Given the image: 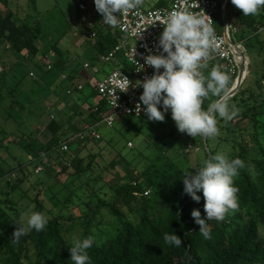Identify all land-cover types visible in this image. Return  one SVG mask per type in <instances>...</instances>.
<instances>
[{
    "label": "trees",
    "instance_id": "16d2710c",
    "mask_svg": "<svg viewBox=\"0 0 264 264\" xmlns=\"http://www.w3.org/2000/svg\"><path fill=\"white\" fill-rule=\"evenodd\" d=\"M0 2L7 8V0ZM164 5L165 0H159L156 7ZM90 10L91 18L82 15L78 22L84 20L86 24L91 23L88 29L94 30L97 37L88 49H92V54L96 52L103 57L117 44V31L103 21L102 25H99L102 16L96 11L94 0L91 2ZM237 16L240 28L253 30L251 36L242 37L240 41H246L247 47L250 45L254 47L250 39L255 38L258 29L264 27L262 26L264 8L258 15L243 16L242 12H239ZM81 30L83 28H79L78 32L81 33ZM41 33V26L38 23H30L18 17L14 11L7 10L5 14H0V44H4L5 49H10L15 58L8 71H0V104L6 98H11L9 109L15 107L14 112L22 116L26 110L29 115L33 114L31 103L35 100V105L37 102L42 103L39 96L36 98L32 96L33 100L29 98L28 95L32 92L40 91L45 99L49 93H55L54 89L51 91L50 88L54 86L56 78L50 79L48 89L42 83L34 81L32 85L23 86L25 77L37 79L30 71L33 67L29 65L32 60L37 59L39 53L50 58L51 68H45L46 71L57 69L59 74L66 72L68 80L77 75V64L71 65L70 62H74L71 57L63 58L57 43L47 44L46 50L41 53ZM216 66H219V63L208 66L204 74L207 76ZM236 75L237 73L230 77L229 85L233 83ZM254 83V88L247 86L242 89L240 86L231 101L229 99V105L237 100L234 105L239 109V113L235 119L223 125L229 134L225 139V143L230 144L228 158H240L245 163V167L239 169L238 175L234 178V186L239 189L237 193L239 208L234 212L230 210L223 221H206L211 230V239L207 240L200 234L199 225L191 216L193 209L199 210L202 218L206 216L203 193H197L201 197L198 203L192 200L183 192L184 168L175 164L169 169L159 168L155 164L161 158L166 160L164 154L168 144L165 139L171 132L166 133L159 128L153 130L149 137L151 149H154L156 154L153 159L149 158V163L142 160L143 167L136 170V173L130 160L119 153L115 155V159L108 164L112 171L116 170L118 165L123 167L124 177L114 188L103 183L102 175L94 171L95 156H90L89 153L74 154L71 149L67 151L61 149V142L74 135L79 129L68 123L65 124L66 122L60 123L55 116L50 115L45 122L36 121L38 131L47 129L50 134L46 141L39 143L40 145L29 136H22L13 141L23 146V150L30 155V162H36L35 169L42 165L41 171H43L44 167L49 166L44 162L45 158H51L61 164L60 173L66 176L64 185H67V182L80 181L82 187L87 188L88 201L85 202V208L72 220L81 227L80 239L94 237L92 247L87 250L90 257L89 264H264V142H262L264 138H261L264 136V122L260 120L264 116V75ZM238 93L239 97H237ZM95 106L98 107V112L93 111ZM95 106L87 110L89 125L99 124L100 113H105L107 110L102 101H98ZM11 114L8 113V119L14 117ZM238 118L240 122L245 123L243 127L240 124L237 128L231 127ZM219 120L222 121L221 118ZM88 137H84L87 146L91 141L99 138V136ZM204 143L210 156H213L215 151L210 149L208 138ZM54 153L56 155L52 157ZM23 166L0 172V179L6 176V183L9 185L13 172L16 170V172H26ZM31 172H27V176ZM22 181V177L14 179L11 189ZM117 181L113 180L112 183L116 184ZM107 189L108 191H105ZM75 194L76 191L70 193L68 199ZM34 200L35 211L45 215V204L40 191L36 192ZM103 208L113 218L112 223L106 226L113 228L110 234H107L108 232L101 228V223L96 220L102 216ZM19 218V213L14 212L10 216L0 208V264H73L70 260L72 241L63 236V225L59 216L47 217L48 223L43 231L37 232L33 229L22 236L18 243H13L7 233L12 225L14 229L18 227L14 223ZM93 227L96 229L95 234L92 232ZM98 228L101 230L97 231ZM164 233L180 236L182 245L176 247L166 244L163 239Z\"/></svg>",
    "mask_w": 264,
    "mask_h": 264
},
{
    "label": "rangeland",
    "instance_id": "374dc122",
    "mask_svg": "<svg viewBox=\"0 0 264 264\" xmlns=\"http://www.w3.org/2000/svg\"><path fill=\"white\" fill-rule=\"evenodd\" d=\"M7 1V10L14 11L18 17H22V19H26L30 23H38L41 26V53L46 50L47 44L57 43V48L62 53L63 58L71 57L73 58L72 60H74V62H70L71 65L72 63L77 64V75H75L73 79L68 80L65 75L66 72L59 74L57 69L46 71L47 60L40 54V57H37V59L35 58L34 61L32 60L29 65V67H33L30 71L36 75L35 78L37 79L25 77L23 86L38 82L45 85L48 89L50 87V79L56 78L54 86L50 88L51 91L54 89L55 93H49L47 99H45V96L38 90L28 95L32 100V96H34V98L39 96V100H42L41 104L37 102L35 105L36 100L34 103H31L33 106V114L31 115L28 114V110H26V113L22 116L18 112H14L15 110L13 108L15 107L9 109L11 98H6L2 101V104H0V172H4L9 168L18 169L23 165L26 170L25 173H21L20 171L16 172L17 170L13 172L11 174L12 180L9 185L6 183V176L0 179V208L6 211L10 216L13 215L14 212L21 215V213L35 211L34 197L36 192L40 191L41 198L44 200L45 204V216H59L63 225V236L67 240L73 242V237L80 238L81 227L72 219L80 215V212L85 208V202L88 201L87 188L85 186L82 187L80 181H74L73 183L67 182V185H64L66 176L60 173L61 164H59V162H54L51 158H45L44 162L49 166H46V168L44 167L43 171H41L42 165H39L35 169L36 162H30V155L23 150L21 144L19 145L15 141L22 136L34 138L35 143L38 145H40V142L46 141L50 134L47 129L38 131L36 121L40 123L45 122L50 115L55 116L60 123L66 122L65 124L68 123L71 126L73 125V127L77 129L83 124H88L90 119L86 116L88 113L87 110L95 106L98 102L95 84L110 73L116 66L122 67L128 74H130L131 68L126 62H105L101 55L96 52L92 54V49H88V46L93 45L96 38L89 39L87 34L89 32L88 23L86 24L84 20L78 22L80 21L79 18L86 14V11L79 10L74 0ZM86 1L89 2V0ZM158 1L159 0H143L142 5L139 7L143 9L153 8L156 7ZM217 1L219 4L223 5L225 0ZM167 3L168 2L165 0V5ZM239 12H241V10H238L230 1L227 10V22H229L233 28L231 37L234 42H242L243 47H246L245 50L247 55L245 58L243 56L240 57V54L237 53L240 61L242 62V59L244 60V63H240V69L243 70L244 75L242 82L244 81V83L242 86L240 84L239 87L241 86V88L244 89L247 86H252L254 88V82L257 79H261V76L264 75V27H261L255 38L250 39L251 42L254 43V47L251 45L247 47L245 45L246 41L240 40L242 37L246 38L251 36L253 30L239 27V19L237 16ZM5 13L6 9L0 2V14ZM223 23V11L218 10L215 15V29L218 32L223 31ZM77 26L78 28L80 27V29L83 28V30L76 36L75 29ZM262 26H264V19H262ZM117 35L118 44L121 42V36L118 31ZM4 47V44H0L1 72L8 71V67L15 62V58L11 54L12 51ZM53 52L55 53V51ZM253 54H255L254 58ZM39 58L42 60L40 61ZM85 62L90 65L89 68L83 67ZM213 64L215 63L208 64V66ZM93 66L98 68L97 73L92 72L91 68ZM13 80L15 81L16 78ZM235 80H237V78L233 80V83ZM8 82H11L9 76ZM232 84L229 85V88ZM78 86L81 88L79 89ZM239 96L240 94L238 93L237 97ZM217 98L218 97L213 96L205 100L204 107L207 108L208 104L215 101ZM231 98L232 97L229 98L230 101ZM26 99L28 98L26 97ZM236 101L237 100L231 102L230 105H233ZM110 112V109H107L104 116ZM8 113H12L11 115L14 117L8 119ZM219 119L218 117L220 134L214 138H208V144L210 149L215 151V154L223 153L227 156V153L230 151V144L225 143V139L229 134L227 133L226 127H223L225 121ZM260 120L264 122V116H262ZM239 122L240 118L234 120L231 124L233 126L231 127L237 128L239 124L243 127L245 123ZM156 128L162 129L166 133L171 132L165 139V142L168 144V148L165 150L164 154L166 160L165 158H161L158 163H155L157 167L169 169L175 164L181 168L188 169V171L195 172L194 168L203 166L204 161L207 160V158H211L204 143L206 138L201 136L193 138L186 133H180L177 130L175 122L171 118L170 110L165 113L164 122L149 121L147 116L137 118L134 116L117 115L112 127H108L105 123L98 124L96 131L99 138L95 141H91L89 146H87L86 140L76 142V144H72L70 151H73L74 154L79 153L81 155H86L89 153L90 156H95L93 158L94 171L102 175L103 183L114 188L118 185V182L123 180L124 171L123 167L120 165L117 166L116 170L112 171L108 163L114 160L115 155L119 153L127 160H130L134 173H136V170H140L143 167L141 166V164H143L142 160H146V162L149 163V160L153 159L152 157L156 154L155 150L151 149V138L149 137ZM261 138H264V136H261ZM262 142H264V139H262ZM133 154L140 155L134 156ZM55 155L54 153L52 157ZM55 159L59 160L58 158ZM161 163L163 166H161ZM29 171L32 172L27 176V172ZM21 177L23 181L18 186L11 189L14 179ZM113 180L118 181L116 184H113ZM100 184L102 185V182ZM80 186L82 188L78 189ZM75 191L76 194L68 199L69 194ZM105 191H108V189ZM101 213L102 216L98 217L96 220L101 223V228H104L106 233L108 232L107 234H110L113 228L106 226L112 223L113 218L104 208L101 210ZM98 230L101 229L98 228L97 231ZM14 231L15 229L12 225L7 233L10 240L13 239ZM92 232H96L95 227H93Z\"/></svg>",
    "mask_w": 264,
    "mask_h": 264
},
{
    "label": "clouds",
    "instance_id": "9594fccd",
    "mask_svg": "<svg viewBox=\"0 0 264 264\" xmlns=\"http://www.w3.org/2000/svg\"><path fill=\"white\" fill-rule=\"evenodd\" d=\"M142 3L143 0H94L96 11L103 17L102 21L111 27L119 25L120 15L137 9ZM231 3L241 10L243 16L258 15L264 8V0H231ZM215 41L214 29L205 17L198 18L186 13L169 15L159 38L162 51L160 54L144 56L145 64L154 69V74L138 81L136 85L143 88L139 100L144 106L141 109V103H138L136 113L143 110L149 121L164 122L165 113L170 110L180 133L193 138L218 136L217 116L225 122L232 121L238 116L239 109L234 104L229 105V75L218 66L213 67L207 76L204 74L208 60L216 50ZM213 96L218 99L205 108V100ZM243 167L245 163L242 159H229L225 154L217 153L205 160L203 166L194 168V173L184 170V194L198 203L201 197L197 193H203L206 216L202 218L197 209L192 210L191 216L206 240L211 239V230L206 221H223L230 210H238L239 189L234 186V178ZM47 223L48 218L41 212L21 213L19 220L14 223L18 227L11 241L18 243L22 236L33 229L43 231ZM163 239L166 244L176 247L183 243L176 234L164 233ZM93 243L92 236L84 239L73 237L70 247L73 264H89L87 250Z\"/></svg>",
    "mask_w": 264,
    "mask_h": 264
},
{
    "label": "built area",
    "instance_id": "2783aa9c",
    "mask_svg": "<svg viewBox=\"0 0 264 264\" xmlns=\"http://www.w3.org/2000/svg\"><path fill=\"white\" fill-rule=\"evenodd\" d=\"M167 5L161 7H153L143 9L138 7L126 14L120 15L119 25L113 27L120 36L121 42L114 45L107 55L103 56L105 62L122 61L126 62L130 68V74L126 73L120 66H116L110 73L103 77L95 84V91L98 96V101L105 104L106 109H110V113H100V123H105L108 127L113 126L114 119L117 115L144 117L146 114L143 110L136 113V105L141 103L139 100L143 92L142 87H137L138 81H142L145 77H150L154 74V69L147 66L144 62V56L148 54H160L162 51L159 48V38L164 31V22L169 15L173 13H186L196 17H205L206 22L214 29L216 38V50L212 52L208 64L219 63L221 71L227 73L229 77L239 72V63L236 59L235 53L238 49L240 55L246 58V50L242 42H234L232 40V26L227 22L222 32L215 29V15L220 8L217 0H166ZM79 10L87 11L89 4L83 0H75ZM209 16L207 18L205 16ZM101 17L99 25H102ZM89 26L91 25L88 22ZM261 29V28H260ZM258 29V30H260ZM142 35V36H141ZM141 36V37H140ZM89 39L97 37L96 32L89 31ZM136 53V55H135ZM166 55V54H165ZM47 60V69L51 68L49 63L50 58L44 57ZM244 63V62H243ZM143 66V69H142ZM84 68H89L88 63L83 64ZM93 73L98 72V68H91ZM163 71V69H161ZM32 74V73H31ZM128 78V80L125 77ZM80 89L81 87L78 86ZM127 91V92H126ZM230 98V97H229ZM141 103V109H143ZM94 112H98L97 106L93 108ZM161 111L163 108L161 106ZM98 124L89 125L83 124L79 131L61 142V149L63 151L70 150L72 144L84 141L85 136L98 137L96 126Z\"/></svg>",
    "mask_w": 264,
    "mask_h": 264
},
{
    "label": "water",
    "instance_id": "95a60500",
    "mask_svg": "<svg viewBox=\"0 0 264 264\" xmlns=\"http://www.w3.org/2000/svg\"><path fill=\"white\" fill-rule=\"evenodd\" d=\"M231 0H225L223 5H222V11H223V16H224V26L227 25V10H228V6ZM243 79V70L240 69L237 75V80H236V84L233 85V87L230 88L229 90V97H232L236 91L238 90L239 85L241 84Z\"/></svg>",
    "mask_w": 264,
    "mask_h": 264
},
{
    "label": "crops",
    "instance_id": "0c3cea01",
    "mask_svg": "<svg viewBox=\"0 0 264 264\" xmlns=\"http://www.w3.org/2000/svg\"><path fill=\"white\" fill-rule=\"evenodd\" d=\"M74 1H75V0H74ZM83 1L87 2L86 0H83ZM92 1H93V0H89V2H87V3H89V9H88L89 11L87 10V11H86V14L84 13V14H85L84 17H86V18L89 17V19L91 18V15H92V12H91V10H90V5H91V2H92ZM155 4H156V3H155ZM166 5H167V4H166ZM153 6H154V5H153ZM153 6H152V7H153ZM4 8H5L6 11H7V8H6L5 6H4ZM141 8H142V7H141ZM89 13H90V14H89ZM94 14H95V12H94ZM2 15H3V14H2ZM89 19H88V20H89ZM87 23H88V22H87ZM79 28H80V27H79ZM79 28H78V26H77L76 29H75V31H76V34H75V35H76V36H77V34L79 35V32H78V29H79ZM258 31H259V30H258ZM87 34H89V33H87ZM42 55H43V54H41V56H42ZM38 57H40V53H39ZM42 57H44V56H42ZM85 63H86V62H85Z\"/></svg>",
    "mask_w": 264,
    "mask_h": 264
},
{
    "label": "bare ground",
    "instance_id": "6f19581e",
    "mask_svg": "<svg viewBox=\"0 0 264 264\" xmlns=\"http://www.w3.org/2000/svg\"><path fill=\"white\" fill-rule=\"evenodd\" d=\"M239 50H241V49H238V50H237V53L240 54ZM237 53H235V56H236V59H238L237 61H238L239 66H240V63L244 62V60L242 59V62H241V61H240V58H239V56H238ZM240 57H242V56L240 55ZM246 57H247V56H246ZM239 69H240V68H239ZM245 79H246V78H245ZM242 83H243V82H242ZM242 83H241V84H242ZM234 84H236V80H235L234 83L231 85V87H233ZM231 87H230V88H231ZM230 88H229V90H230ZM238 88H239V87H238Z\"/></svg>",
    "mask_w": 264,
    "mask_h": 264
}]
</instances>
